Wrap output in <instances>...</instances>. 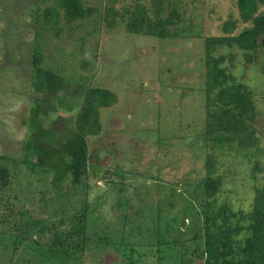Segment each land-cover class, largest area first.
I'll list each match as a JSON object with an SVG mask.
<instances>
[{
  "label": "rangeland",
  "instance_id": "obj_1",
  "mask_svg": "<svg viewBox=\"0 0 264 264\" xmlns=\"http://www.w3.org/2000/svg\"><path fill=\"white\" fill-rule=\"evenodd\" d=\"M61 1L0 0V164L10 170L9 186L0 191V264H51L35 244L47 243L50 231L23 238L15 221H42L69 231L86 203L89 241L70 264H128L130 247L117 244L125 235L128 244L139 245L138 264H183L175 248L149 245L156 243V221L148 213L160 204L172 224L207 175L206 38L251 29L255 17L264 15V0H257L252 13H241L237 0H85L88 13L82 19H66L57 6ZM137 4L153 18L177 8L181 19L169 26L168 38L131 33L128 14ZM47 8L61 11L60 17L46 23ZM111 8L128 9V17L117 16V24L109 25L105 13ZM37 46L41 65L59 70L67 81L58 93L39 94L32 86ZM215 55L224 56L227 72L247 85L256 100L253 154L226 147L214 151L213 161L222 185L219 204L247 213L256 188L264 185V45L251 62L237 47L219 46ZM83 86L108 89L117 97L100 111V133L88 137L93 169L87 194L69 177L57 187L53 174L44 178L24 162L39 160L25 147L35 98L43 107V127L52 129L58 141L66 140L81 111ZM125 223L130 225L126 230ZM184 236L189 239L192 232ZM181 254L189 262L192 253Z\"/></svg>",
  "mask_w": 264,
  "mask_h": 264
},
{
  "label": "trees",
  "instance_id": "obj_2",
  "mask_svg": "<svg viewBox=\"0 0 264 264\" xmlns=\"http://www.w3.org/2000/svg\"><path fill=\"white\" fill-rule=\"evenodd\" d=\"M155 5V3H154ZM66 19L85 18L88 8L85 0H62L57 5ZM241 13H252L257 10V0H237ZM127 11L111 8L106 11L105 19L111 26L117 24V16L127 18ZM128 18V29L134 34H145L160 38L169 37V26L181 19L177 8H172L166 17L153 18L147 10L137 4ZM61 11L47 8L43 17L46 23L52 18L60 17ZM3 11L0 10V18ZM41 14L37 13L40 21ZM233 22V21H232ZM235 27L234 22L231 23ZM226 30V28L224 29ZM174 35V34H173ZM208 53V69L206 73V123L203 134L208 154L206 156L207 175L194 188L192 200L182 212L170 220L162 216L161 205L155 211L148 213L156 221V243L150 246L159 248H175L177 256L183 264H264V185L257 187L253 208L250 212H234L226 202L219 204L217 196L221 191V182L214 176L216 165L214 151L216 149L238 148L247 155L253 154L256 145L257 107L254 92L245 84L238 82L223 66L224 56L215 55L219 46L237 47L244 58L251 62L264 45V15L255 17L254 26L239 35L212 36L206 38ZM37 46L32 56V86L39 94L58 93L66 86L67 81L57 69L41 65L43 57ZM211 59V61H210ZM210 61V62H209ZM117 101L116 95L108 89L83 86L81 111L77 115L74 126L69 130L66 140L58 141L52 129H45L40 116L44 114L42 104L35 98L32 108V123L26 148L38 155V163L24 162L28 167L47 178L54 175L53 183L59 188L61 183L69 177L74 187H82L87 194L89 191L91 169H93V155L89 147V135H98L101 131L100 111L110 107ZM58 142V146L55 143ZM236 144V145H235ZM10 183V170L0 164V191ZM113 185L116 181H112ZM201 194L202 198L198 197ZM46 196L48 197L47 193ZM192 198V199H191ZM188 199V200H189ZM24 214V213H23ZM89 205H83L81 211L73 216L71 230L59 231L56 225H45L42 221H15L23 238L33 237L32 233L45 230L50 231V240L45 243H35L51 264H70L74 259L82 256L88 243ZM194 216H196L194 218ZM190 218V219H189ZM202 219V220H201ZM234 219H237L236 221ZM191 220L193 225H186ZM200 221V222H199ZM165 223L166 227L162 228ZM130 227L125 223L124 230ZM185 228V230H183ZM192 232V237L185 238V234ZM178 233L177 238L173 237ZM118 245L130 247V255L125 259L128 264H138L135 253L139 245L128 244L126 235ZM99 242L108 244L101 239ZM185 242L192 243L191 247ZM42 250H41V249ZM118 249V246L115 245ZM126 248V246H124ZM181 251L192 253L189 262L185 261ZM122 252V251H121ZM146 253H144L145 255ZM181 254V255H180ZM125 256V255H124ZM187 260V259H186Z\"/></svg>",
  "mask_w": 264,
  "mask_h": 264
}]
</instances>
